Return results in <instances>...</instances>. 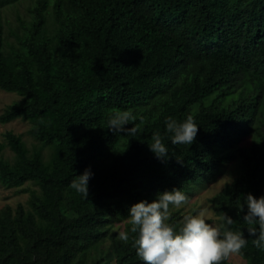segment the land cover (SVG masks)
<instances>
[{"label": "trees", "instance_id": "trees-1", "mask_svg": "<svg viewBox=\"0 0 264 264\" xmlns=\"http://www.w3.org/2000/svg\"><path fill=\"white\" fill-rule=\"evenodd\" d=\"M22 1L0 0V90L19 96L0 124L26 122L33 143L4 133L0 186L29 199L0 210V264H143L128 209L179 188L178 228L222 178L209 200L218 223L231 216L249 239L238 255L264 264L241 209L264 196V0H32L7 34L2 11ZM124 112L135 131L115 134ZM189 115L196 140L173 144L165 121ZM155 132L166 158L149 147ZM87 168L85 196L69 185Z\"/></svg>", "mask_w": 264, "mask_h": 264}, {"label": "clouds", "instance_id": "clouds-1", "mask_svg": "<svg viewBox=\"0 0 264 264\" xmlns=\"http://www.w3.org/2000/svg\"><path fill=\"white\" fill-rule=\"evenodd\" d=\"M130 116L127 112L118 113L110 118L109 129L115 134L135 131L128 129ZM166 130L172 133L173 144H192L200 130L196 120L189 115L183 122L172 117L165 121ZM150 149L158 158H166L168 149L159 132L152 136ZM94 173L90 168L77 175L69 185L77 193L88 196L89 181ZM187 198L179 188L158 193L149 202L142 200L128 209V222L131 233H136L134 241L136 254L143 264H221L230 256L239 254L246 247L248 240L243 232L231 230L234 219L227 213L221 216V223H209L203 212L186 216L177 228L170 223V209L181 206ZM244 222L252 243L264 251V196L259 198L251 193L243 198L241 209ZM173 213V211L171 212ZM119 238L129 239L127 232H121Z\"/></svg>", "mask_w": 264, "mask_h": 264}, {"label": "rangeland", "instance_id": "rangeland-1", "mask_svg": "<svg viewBox=\"0 0 264 264\" xmlns=\"http://www.w3.org/2000/svg\"><path fill=\"white\" fill-rule=\"evenodd\" d=\"M32 3H33L32 0L22 1L21 3H18L17 5L12 7H7L2 11L6 23L7 34H9L12 29L14 32L21 30L20 29L21 23L18 16H20L22 20L27 19V17L29 16L27 12L28 7ZM18 99L19 96H17L16 94L6 93L0 90V115L5 109V107L12 104L14 101ZM29 128H30L29 124L21 120H18L16 122L7 125L0 124V143L4 141L3 135L6 131H13L17 135L24 136L28 144L32 145L33 141L28 135ZM6 157L10 159L12 157V154L9 150L6 151ZM228 180L229 179L222 178L218 183L212 185L211 188H209L208 190H204L202 192L197 193V195L193 196L189 204L184 207V210L181 213L183 219L186 216L195 215L203 212L206 220L209 223H218V218L216 217V214L213 211V207L210 204L209 200L216 193H218L224 188ZM28 199H29L28 194H18L17 190H6L0 186V210L6 206L16 208L19 204L26 205ZM122 226H121L122 229L117 227L120 233L124 231V227ZM230 262L233 264H246V262L238 254L230 256Z\"/></svg>", "mask_w": 264, "mask_h": 264}]
</instances>
